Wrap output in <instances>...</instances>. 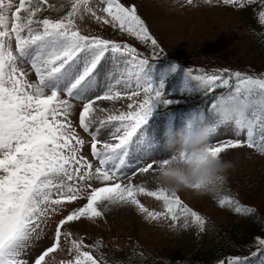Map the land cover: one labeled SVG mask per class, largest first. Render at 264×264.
Returning <instances> with one entry per match:
<instances>
[{
	"label": "snow or ice",
	"instance_id": "6c2138e0",
	"mask_svg": "<svg viewBox=\"0 0 264 264\" xmlns=\"http://www.w3.org/2000/svg\"><path fill=\"white\" fill-rule=\"evenodd\" d=\"M100 2L103 7L91 0H0V264H51L57 253L66 257L58 264H109L100 252L102 241L87 244L73 225L96 221L110 206H134L149 221L170 219V228L192 224L206 230L208 218L178 193L134 182L138 174L153 173L156 158L164 156L155 152L145 132L153 109L175 101L165 92L163 80L153 81L152 60L129 43L82 26L89 16L144 42L153 56L163 51L137 6L121 0ZM222 2L243 10L256 0ZM259 8L264 25V0H259ZM189 77L207 100L199 110L213 137L221 136L212 139L207 151L221 155L246 146L264 154V72L188 67L186 81ZM230 95L252 104L243 119L219 121L214 106ZM123 98L131 101L126 110L101 104ZM73 101L79 102L78 127L90 137L91 159L82 152L86 141L71 119ZM228 126L233 136L221 132ZM226 184L221 179L202 193L235 213H258L235 195L221 196ZM141 194L161 200L163 211L148 208L138 198ZM81 198L82 205L69 208ZM253 244L255 250L247 256L229 254L215 264H264V235L254 236Z\"/></svg>",
	"mask_w": 264,
	"mask_h": 264
},
{
	"label": "rangeland",
	"instance_id": "374dc122",
	"mask_svg": "<svg viewBox=\"0 0 264 264\" xmlns=\"http://www.w3.org/2000/svg\"><path fill=\"white\" fill-rule=\"evenodd\" d=\"M60 2H64V0H60ZM121 2L125 3L126 6H137L138 15L145 21L150 33L157 40L159 49L163 50L160 53L162 57H168L167 49L174 55L178 52L198 54V52L204 50L209 53L213 52L215 56H220L222 60L227 58L236 66H239L243 60L257 66L258 69H264V57L256 54L248 46L249 35L246 26L247 21L260 24L258 17V12L261 10L259 0L243 10H239L236 5H224L222 0H219V2L213 0L212 3H206L205 0H191V3L188 0H121ZM91 3L103 7L100 0H91ZM81 23L82 26L86 25L87 29H90L93 34H103L104 38L129 43L136 49L145 48L149 53L150 50L153 51L144 42L139 41L127 32H122L118 27L113 28L110 24L98 23L89 16H86ZM171 68V72H177V87L182 92H189L188 88H191L190 93L192 95L199 99L202 98V95L198 93L200 91L196 90V81L190 77L186 81L185 72H179L176 67L173 69V66ZM30 78L35 79L34 74H30ZM153 81L155 82L154 78ZM185 83H187V87H185ZM171 87L172 83L166 85L164 89L166 91ZM130 102L128 98H123L120 101H104L101 104L104 107L114 106L117 109L126 110ZM73 104L76 106V110L71 119L77 116L76 113L79 114V102L73 101ZM159 107H162V105H159ZM184 119L185 117L180 114L165 115L159 113L148 121L145 132L150 142L153 143L155 152L164 154L165 130L179 126ZM78 120L79 116L75 117L73 121L76 124H73L86 141L82 152L88 154L91 159L90 137L78 127ZM221 132L226 133L228 136L234 135L231 126L222 128ZM212 139L218 141L221 136L217 135ZM221 155L225 159H232L235 162L236 166L229 171L226 181L231 182L236 188H241L238 184L241 178L243 179L264 168V155L246 146L225 150ZM153 177L152 172L138 174L134 178V182L145 181L146 186L154 189L159 185L152 179ZM254 177L256 176L253 175ZM255 181L259 182L261 179L258 177ZM258 188H264V186L261 185ZM178 195L189 206L205 216H212L216 222L226 227L230 226L233 221L223 210L218 209L213 200L206 197L205 193L197 194L186 189L179 191ZM138 198L148 208L163 211V202L156 197L141 194ZM249 200L256 202L253 203L258 208L264 205V197L261 198L259 195L256 199L249 197ZM84 202L85 200L81 198L78 202H70L68 206L71 208L82 205ZM171 223L170 219L164 218L158 221L145 220L142 214L135 210L134 206H110L105 211L104 216L96 221L84 219L79 223H75L73 227L81 230L80 234L84 235L87 244H92L100 239L102 241L100 252H104L106 255H108L107 252L118 255L127 254L134 249L143 250L140 251L141 253L147 250L162 253H165V250H175L180 251L185 256L190 255L199 245L201 231L192 224L187 228H170ZM116 237L119 240L127 239L123 247L117 245L119 240L116 241ZM46 243V241H41L42 246H46ZM33 251L38 252L39 248ZM92 251L95 255V249ZM61 258H63V255L57 253L56 259L51 261V264H58ZM255 259L258 262L259 256Z\"/></svg>",
	"mask_w": 264,
	"mask_h": 264
},
{
	"label": "trees",
	"instance_id": "16d2710c",
	"mask_svg": "<svg viewBox=\"0 0 264 264\" xmlns=\"http://www.w3.org/2000/svg\"><path fill=\"white\" fill-rule=\"evenodd\" d=\"M246 26L248 27L247 32L249 35L248 46L256 54L264 57V37L261 38L260 35H257L253 31L255 27L253 22L247 21ZM140 51L144 56L153 61L149 67L151 68L156 64L159 70L176 65L182 71H185L188 67L204 68L206 70L230 67L232 69L248 70L251 72H264V69H258L257 66H253L251 63L243 60L239 66H236L227 58L222 60L220 56H215L213 52L209 53L204 50L198 52V54L178 52L174 55L167 49L168 57H162L161 55L158 57L153 56V51L150 50L149 53L145 48H140ZM188 95L187 93L178 94L175 98L184 109L193 107L198 103H201V105L207 103L206 100L197 102ZM253 175L256 177L253 178ZM258 177L261 179L259 182L255 181ZM238 184L241 188H236L231 182H227L225 189L220 195H235L242 204L255 207L258 210L256 215L250 216L246 213H235L227 205L220 206L211 194H206V197L212 199L218 209L223 210L227 216H230L233 220L230 226L226 227L216 222L212 216H206L208 218L206 230L201 233L200 244L190 255L185 256L180 251L177 252L175 250H165V253L150 251L141 253L134 250L131 257L127 259L128 264H215L217 259L229 254L247 256L249 250L254 251L253 237L256 235H264V209H262L264 205L258 208L254 205L256 202L250 201L249 197H254V199L258 195L261 198L264 197V188H258L261 185L264 186V168L243 179L241 178ZM108 261L109 264H117L118 259L111 257Z\"/></svg>",
	"mask_w": 264,
	"mask_h": 264
},
{
	"label": "clouds",
	"instance_id": "9594fccd",
	"mask_svg": "<svg viewBox=\"0 0 264 264\" xmlns=\"http://www.w3.org/2000/svg\"><path fill=\"white\" fill-rule=\"evenodd\" d=\"M252 101L241 96H224L217 100L213 112L222 122L243 119ZM213 131L200 110H190L183 123L165 130L163 157L156 158L154 178L170 193L191 190L194 193L213 190L221 179H227L235 168L232 159L207 151Z\"/></svg>",
	"mask_w": 264,
	"mask_h": 264
}]
</instances>
